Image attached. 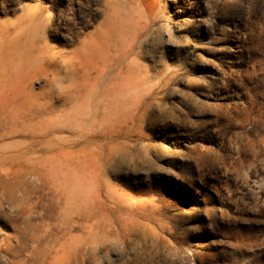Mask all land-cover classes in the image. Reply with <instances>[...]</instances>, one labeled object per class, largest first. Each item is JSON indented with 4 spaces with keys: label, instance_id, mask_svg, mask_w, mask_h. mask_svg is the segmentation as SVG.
I'll use <instances>...</instances> for the list:
<instances>
[{
    "label": "rangeland",
    "instance_id": "rangeland-1",
    "mask_svg": "<svg viewBox=\"0 0 264 264\" xmlns=\"http://www.w3.org/2000/svg\"><path fill=\"white\" fill-rule=\"evenodd\" d=\"M0 264H264V0H0Z\"/></svg>",
    "mask_w": 264,
    "mask_h": 264
}]
</instances>
